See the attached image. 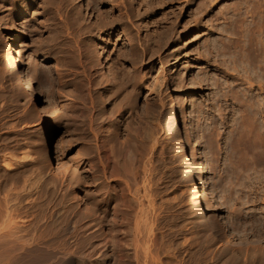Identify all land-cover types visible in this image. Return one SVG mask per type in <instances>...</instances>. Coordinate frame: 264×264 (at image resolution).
<instances>
[{
    "label": "rangeland",
    "instance_id": "1",
    "mask_svg": "<svg viewBox=\"0 0 264 264\" xmlns=\"http://www.w3.org/2000/svg\"><path fill=\"white\" fill-rule=\"evenodd\" d=\"M132 1L0 0V230L18 224L55 252L40 264H264V91L228 52L264 30V0H164L150 30ZM10 42L33 103L4 59ZM201 163L213 201L198 213ZM212 224L238 238L224 243ZM4 240L0 264H12Z\"/></svg>",
    "mask_w": 264,
    "mask_h": 264
},
{
    "label": "bare ground",
    "instance_id": "2",
    "mask_svg": "<svg viewBox=\"0 0 264 264\" xmlns=\"http://www.w3.org/2000/svg\"><path fill=\"white\" fill-rule=\"evenodd\" d=\"M132 1V0H131ZM212 1V0H211ZM256 1V0H255ZM121 2V1H120ZM133 2V1H132ZM258 3V2H257ZM263 3V2H262ZM130 4V3H129ZM128 4V6H130ZM133 4V3H132ZM136 4V3H135ZM134 4V5H135ZM138 8H139V10H138V12L135 14L134 13V17H139V19L140 20H142V22H144V27H145V29H148V27H149V22H151L150 20H154L155 18H156V16H157V14H161V10H162V8H163V6H164V0H140V1H138ZM200 4V3H199ZM202 4H204V3H202ZM206 4V3H205ZM127 5V4H126ZM116 6V5H115ZM118 6V5H117ZM132 6V5H131ZM205 6V5H204ZM96 7V6H95ZM133 7V6H132ZM131 7V8H132ZM181 7V6H180ZM128 8H130V7H128ZM135 8H136V6H135ZM183 8V7H182ZM207 8V7H206ZM256 9H257V7H256ZM259 9V8H258ZM119 10V9H118ZM136 10V9H135ZM136 12V11H135ZM174 12V11H173ZM178 12H180V11H178ZM204 12V11H203ZM259 12V11H258ZM123 13V12H122ZM105 14V13H104ZM125 14V13H124ZM131 14L133 15V13L131 12ZM152 14H154V16L152 15ZM156 14V15H155ZM257 14V13H256ZM201 15V14H200ZM122 16V15H121ZM131 16V15H130ZM195 16H197V15H195ZM225 16V15H224ZM232 16V15H231ZM240 16V15H239ZM259 16V15H258ZM21 17H23L22 15H19L18 17H16L15 18V20H14V23H17L18 21L17 20H19ZM163 17H165V16H163ZM163 17H159V18H157V29H158V31L157 32H159L158 34H162V33H164V32H162V29H164L163 27H164V24H163V27H162V23H163V21L164 20H162V18ZM168 17V16H167ZM177 17V16H176ZM261 17V16H260ZM112 17H110V19H111ZM199 18H200V16H199ZM198 18V19H199ZM239 18V17H238ZM257 18V17H256ZM264 18V17H263ZM106 19V18H105ZM108 19H109V17H108ZM118 19V18H117ZM121 18H119V20H120ZM138 19V18H137ZM166 19V18H165ZM195 19H196V17H195ZM218 19V18H217ZM222 19V18H221ZM223 19H224V17H223ZM136 20V19H135ZM202 20V19H201ZM229 20V19H228ZM237 20H239V19H237ZM241 20V19H240ZM243 20V19H242ZM241 20V21H242ZM254 20V19H253ZM258 20V19H257ZM114 21V20H113ZM112 21V22H113ZM199 21V20H198ZM263 21V20H262ZM116 22V21H115ZM121 22V21H120ZM170 22V21H169ZM200 22V21H199ZM198 22V23H199ZM213 22V21H212ZM231 22V21H230ZM253 22H255V21H253ZM21 23V22H20ZM101 23H103V22H101ZM107 23V22H106ZM114 23V22H113ZM113 23H110V24H113ZM131 23H132V21H131ZM140 23V22H139ZM153 23H154V21H153ZM155 23H156V19H155ZM154 23V24H155ZM259 24H260V22H258ZM262 23V22H261ZM18 24H19V22H18ZM97 24V23H96ZM104 24V23H103ZM126 24V23H125ZM128 24V23H127ZM138 24V23H137ZM235 24V23H234ZM233 24V25H234ZM249 24H251V23H249ZM20 25H22V23L20 24ZM19 25V26H20ZM99 25V24H98ZM108 25V24H107ZM115 25V24H114ZM123 25V24H122ZM151 25V24H150ZM171 25V24H170ZM219 25V24H218ZM225 25V24H224ZM227 25V24H226ZM243 25V24H242ZM253 25V24H252ZM167 26V25H166ZM210 26V25H209ZM213 26V25H212ZM216 26V25H215ZM220 26V25H219ZM218 26V27H219ZM237 26V25H236ZM263 26V25H262ZM15 27H17V26H15ZM143 27V28H144ZM173 27V26H172ZM223 27H225V26H222V29H223ZM228 28H229V26H227ZM249 27V26H248ZM255 27V26H254ZM23 28V27H22ZM109 28V27H108ZM139 28V27H138ZM211 28V27H210ZM231 28V27H230ZM263 28V27H262ZM23 29H25V28H23ZM22 29V30H23ZM83 29V28H82ZM112 29V28H111ZM132 29V28H131ZM141 29V28H140ZM217 29V28H216ZM222 29H219V30H217V31H220V30H222ZM236 28L234 27V30H235ZM22 30H19L18 29V37L19 38H23L24 37V34L22 33ZM117 30V29H116ZM130 30V29H129ZM148 30H150V29H148ZM155 30V29H154ZM169 30V29H168ZM167 30V31H168ZM214 30V29H213ZM230 30V29H229ZM233 30V29H232ZM231 30V31H232ZM239 30V29H238ZM246 30V29H245ZM251 30H252V27H251ZM257 30V29H256ZM24 31V30H23ZM90 31V29L88 28V31L87 32H89ZM139 31V30H138ZM166 31V32H167ZM224 31V30H223ZM222 31V32H223ZM227 31V30H226ZM264 31V30H263ZM263 31H260V30H257L256 32H254L255 34H254V37L253 38H251L249 41H247L248 42V44L246 43H244V41L245 40H242V36H241V32H240V35H238V36H236V38L232 41L233 43V45H231L230 44V46H229V50L230 51H228V52H231L230 53V62H232L233 64H234V67L236 68V69H234V71L236 70L238 73L240 72V74H244L245 76H246V78L248 77V79H255V82L257 81L261 86H262V88H261V90H263L264 91V32ZM96 32V31H95ZM140 32H141V30H140ZM170 32V31H169ZM230 32V31H229ZM237 32V31H236ZM246 32H247V30H246ZM248 32H249V30H248ZM247 32V34L249 35L250 33H248ZM25 33V32H24ZM150 33V32H149ZM168 33V32H167ZM213 33V32H212ZM233 33H234V31H233ZM169 34V33H168ZM216 34V33H215ZM225 34V33H224ZM243 34H244V31H243ZM242 34V35H243ZM91 35V34H90ZM94 35H96V34H94ZM128 35V34H127ZM137 35V34H136ZM155 35H156V33H155ZM163 35V34H162ZM166 35V34H165ZM211 35V34H210ZM231 35V34H230ZM148 36V35H147ZM152 36V35H151ZM157 36V35H156ZM159 36L160 35H158V38H159ZM209 36V35H208ZM213 36H215V35H213ZM218 36V35H217ZM216 36V37H217ZM223 36V35H222ZM232 36H234L233 34H232ZM231 36V37H232ZM243 36H246L245 34L243 35ZM144 37V36H143ZM161 37V36H160ZM169 37V36H168ZM221 37V36H220ZM229 37V36H228ZM247 37V36H246ZM251 37V36H250ZM17 38V37H16ZM96 38V37H95ZM172 38V37H171ZM227 38V37H226ZM230 38V37H229ZM3 39H5V38H3ZM145 39V38H144ZM150 39V38H149ZM152 39V38H151ZM150 39V40H151ZM154 39V38H153ZM162 39V38H161ZM165 39V38H164ZM218 39V38H217ZM221 39V38H220ZM246 39V40H247ZM6 40H7V38H6ZM15 40V39H14ZM137 40V39H136ZM214 40H215V38H214ZM143 41V40H142ZM141 41V42H142ZM158 41V40H157ZM166 41V40H165ZM208 41V40H207ZM221 41V40H220ZM223 41V40H222ZM226 41V40H225ZM139 42H140V40H139ZM159 42V41H158ZM210 42V41H209ZM216 42V41H215ZM214 42V43H215ZM246 42V41H245ZM12 42H10L9 43V49H8V51H6L5 52V54H4V59L6 60V64L8 65V68L10 69V71L17 77V79L20 81V84H22V87L25 89V91L27 92V95H30V102L32 101V103H33V101H35V100H37L38 99V94H37V92H36V90L34 89V85H33V83L31 82V80L25 75V73L23 72V70H22V68L20 69L19 68V66H18V64H17V60H16V56H15V50L13 49V45L11 44ZM135 43V42H134ZM161 43H162V41H161ZM166 43V42H165ZM221 43V42H220ZM223 43H225V42H223ZM155 44V43H154ZM158 44V43H157ZM226 44V43H225ZM140 45H142V44H140ZM160 45H162V44H160ZM220 44H218L217 46H219ZM223 45V44H222ZM15 46V45H14ZM158 46V45H157ZM208 46V45H207ZM217 46H216V48H217ZM225 47H227L226 45H224ZM145 47H146V45H145ZM148 47V46H147ZM159 47V46H158ZM150 48V47H149ZM215 48V49H216ZM221 48H223V47H221ZM231 48H236L237 50H231ZM132 49H133V47H132ZM207 49V48H206ZM220 49V48H219ZM217 50H218V48H217ZM227 50V49H226ZM129 51V50H128ZM209 51V50H208ZM220 51H222V49L221 50H219L218 52L220 53ZM133 52V51H132ZM155 52V51H154ZM206 52H207V50H206ZM223 52V51H222ZM97 53V52H96ZM158 53V52H157ZM218 53V54H219ZM226 53H227V51H226ZM208 54H209V52H208ZM223 54V53H222ZM221 54V55H222ZM225 55V54H224ZM223 55V56H224ZM219 56H220V54H219ZM226 56V55H225ZM224 56V57H225ZM228 56V55H227ZM226 56V59L228 58ZM245 56H247V58L245 57ZM131 57V56H130ZM222 58V57H221ZM104 59V58H103ZM128 59H130V58H128ZM131 59H132V57H131ZM225 59V60H226ZM221 60V59H220ZM224 60V61H225ZM227 60H229V59H227ZM215 61V60H214ZM20 62V61H19ZM211 62V61H210ZM229 62V64H231ZM215 63V62H214ZM225 63V62H224ZM6 64H4V65H6ZM218 64V63H217ZM227 64V63H226ZM222 65V64H221ZM225 65V64H224ZM224 65H222V66H224ZM231 66V65H230ZM233 66V65H232ZM226 67V66H225ZM229 67V66H228ZM233 67V68H234ZM223 68V67H222ZM230 68V67H229ZM232 68V69H233ZM228 69V68H227ZM223 70V69H222ZM8 71V70H7ZM9 73V72H8ZM236 73V72H235ZM229 74V73H228ZM12 75V74H11ZM239 76V75H238ZM15 78V77H14ZM234 78V77H233ZM241 80V79H240ZM244 82V81H243ZM254 82V83H255ZM228 83V82H227ZM20 86V85H19ZM253 86V85H252ZM255 86V85H254ZM258 88H260L259 86H258ZM257 88V89H258ZM261 93V92H260ZM259 93V94H260ZM170 94V93H169ZM256 94V93H255ZM254 94V95H255ZM257 96V95H256ZM259 96V95H258ZM254 98H255V96H254ZM174 99V98H173ZM258 99V98H257ZM259 99H260V96H259ZM176 100V99H175ZM264 100V99H263ZM259 101V100H258ZM42 102V101H41ZM259 102H261V101H259ZM185 103V102H184ZM188 103V102H187ZM263 103V102H262ZM167 105H169L170 106V104H171V102H170V99H169V102H167L166 103ZM177 104V103H176ZM43 105V104H42ZM257 105V104H256ZM263 105V104H262ZM262 105H261V107H262ZM172 106V105H171ZM260 106V105H259ZM40 107H41V105H40ZM43 107L44 106H42L41 108L43 109ZM260 107V108H261ZM264 107V106H263ZM186 108V107H185ZM258 108V107H257ZM170 109V108H169ZM174 109V108H173ZM41 110V109H40ZM39 110V111H40ZM256 110V109H255ZM259 110V109H258ZM42 111H48V110H41V112ZM190 111V110H189ZM261 111V110H260ZM174 112V111H173ZM257 112H259V111H257L256 110V113ZM255 113V114H256ZM185 114V113H184ZM44 115V114H43ZM258 115V114H257ZM260 115H261V118H262V122H260V123H263L264 124V115H262L261 113H260ZM256 116V115H255ZM259 118V117H258ZM177 119V118H176ZM257 119V118H256ZM190 120V119H189ZM178 121V120H177ZM176 121V122H177ZM165 122H166V126H167V129H168V131H169V133H170V135L174 138V140L176 141V144H177V146H178V151H179V153H180V155H181V163H182V165L184 166V169H185V171H191V168H190V165H189V162H188V158H187V156H186V154H185V152H184V148H183V145H182V143L181 142H179V128L177 127V124H176V122H175V119H174V116H173V114H172V112L169 110V112H168V114H166V116H165ZM185 122V121H184ZM188 122V121H187ZM178 123V122H177ZM194 124V123H193ZM192 124V125H193ZM261 126H262V124H261ZM188 127V126H187ZM264 127V126H263ZM193 129V128H192ZM181 134V133H180ZM190 135V134H189ZM196 138V137H195ZM181 139V138H180ZM181 141H182V139H181ZM185 145V144H184ZM201 145V144H200ZM196 150V149H195ZM195 152H197V151H195ZM198 152H200V151H198ZM197 156V155H196ZM199 158V157H198ZM202 158V157H201ZM204 158V157H203ZM201 160V159H200ZM202 161V160H201ZM204 164H206V163H204ZM204 164L203 163H201L199 166H198V168H196V176H193V179H192V184H191V186H192V190H194L193 192V204H194V208H195V210H196V212H202V210H201V205H202V202H203V200H205L206 198H208L209 197V186H208V181H207V169L205 168V166H204ZM208 167V166H207ZM193 175V174H192ZM188 182V181H187ZM190 185V184H189ZM7 191H8V189H7ZM209 199V198H208ZM211 199V198H210ZM209 199V200H210ZM215 199V198H214ZM212 200V199H211ZM210 200V201H211ZM207 201V200H206ZM213 201V200H212ZM216 202V201H215ZM217 205H219V204H217ZM216 213V212H215ZM217 215H218V213H217ZM200 216V215H199ZM12 218V217H11ZM197 218H199V217H197ZM231 218V217H230ZM229 218V219H230ZM66 221V220H65ZM204 220H202V222H203ZM10 222V221H9ZM68 222V221H67ZM78 221H73V223L71 224L72 225V231L71 232H76L77 234L80 232H78V229L80 228V226L78 225V223H77ZM227 222V221H226ZM14 224H16V223H14ZM61 224V223H60ZM205 224V223H204ZM204 224H203V226H204ZM234 224V223H233ZM8 226H5L6 228H8V230H6L5 231V229H4V231H2L3 229H1L0 230V239L1 240H4V239H6V240H4L3 241V243H5V241H6V245L9 247L10 246V248H11V250H8V252L10 251V253H11V251L12 252H14L13 254L14 255H12V254H8V257H7V259H8V261L9 262H11L12 264H19L20 262L22 263H24L25 261H23V260H25L24 258H27V257H30L29 258V261L28 262H30V264H40L43 260H45V259H48V260H50L51 258H54L55 256H56V254H55V252L53 251V253L51 254L50 252H49V249L50 248H48V246H43V247H40V246H38V244H39V241H38V239H32L33 241H29L28 239H29V237H27V239H24L25 237H22L21 235H19L20 234V232H21V230H22V228H21V226L19 227L18 226V224H16L14 227L12 226H10L9 224H7ZM56 225V224H55ZM227 225V224H226ZM224 226V228H221V227H219V226H217L216 224H212L211 226H212V228L214 229V232L216 233V232H218L220 235H221V237H222V239H223V241H225L224 243H234V240L235 239H237L238 238V234L235 232V230L232 228V227H229V226ZM58 226V225H57ZM57 226H56V229H59V228H57ZM88 226V225H87ZM209 226V225H208ZM4 227V226H3ZM4 227V228H5ZM61 227V226H60ZM210 227V226H209ZM62 228V227H61ZM211 228V229H212ZM25 229V228H24ZM23 229V230H24ZM54 229H55V226H54ZM63 229H65V228H63ZM63 229H62V231H63ZM91 229V228H90ZM66 230V229H65ZM61 231V232H62ZM87 231V230H86ZM90 231V230H89ZM22 232H24V231H22ZM60 232V231H59ZM58 232V233H59ZM70 232V233H71ZM30 233V232H29ZM56 233H57V231H56ZM57 233V234H58ZM76 233H75V235H76ZM89 233V232H88ZM22 234V233H21ZM28 234V233H27ZM81 234V233H80ZM32 235V234H31ZM61 235V234H60ZM74 235V236H75ZM85 235H87V232H83V235H82V239L83 238H85L86 236ZM91 235H93V233L91 232V234H89L86 238H91L92 236ZM11 236H15L13 239L11 238V239H9V237H11ZM91 236V237H90ZM33 237H35V236H33ZM32 237V238H33ZM94 237V236H93ZM76 238V237H75ZM241 239H242V237H240ZM77 239H80L79 237H77ZM221 239V240H222ZM1 240H0V242H1ZM249 240V239H248ZM82 241V240H81ZM107 244V243H106ZM3 245V244H2ZM5 245V244H4ZM5 245V246H6ZM38 247H37V246ZM42 245H43V243H42ZM90 246H92V244L90 245ZM7 249V248H6ZM6 249H5V251H6ZM9 249V248H8ZM4 251V252H5ZM7 252V253H8ZM1 253V252H0ZM3 253V252H2ZM16 253V254H15ZM6 254V253H5ZM1 257V256H0ZM136 257H137V255H136ZM135 257V258H136ZM5 258V257H4ZM138 258V257H137ZM136 258V259H137ZM1 259V258H0ZM26 260H28V258L26 259ZM74 260V259H73ZM78 260V259H77ZM5 261V260H4ZM7 261V260H6ZM75 261V260H74ZM74 261H71V262H69V264H73L74 263ZM79 261V264H84V262H83V260L81 259H79L78 260ZM27 264V263H26ZM100 264H103V261H101L100 262Z\"/></svg>",
    "mask_w": 264,
    "mask_h": 264
}]
</instances>
